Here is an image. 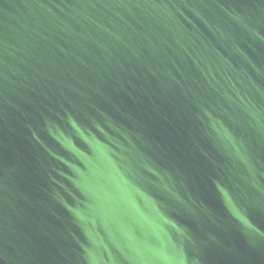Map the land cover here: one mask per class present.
I'll return each instance as SVG.
<instances>
[{"label": "water", "instance_id": "95a60500", "mask_svg": "<svg viewBox=\"0 0 264 264\" xmlns=\"http://www.w3.org/2000/svg\"><path fill=\"white\" fill-rule=\"evenodd\" d=\"M262 232L264 0H0V264H264Z\"/></svg>", "mask_w": 264, "mask_h": 264}, {"label": "snow or ice", "instance_id": "6c2138e0", "mask_svg": "<svg viewBox=\"0 0 264 264\" xmlns=\"http://www.w3.org/2000/svg\"><path fill=\"white\" fill-rule=\"evenodd\" d=\"M222 7V5H221ZM224 11L226 12L227 15L231 16L232 12L229 11L227 8L224 9ZM198 14V13H197ZM201 19H203V17H201ZM72 126L73 127H78L77 123L75 121L72 122ZM69 147H71L74 151L79 152L80 150L78 148H76L73 144H71V142L69 143ZM81 155H83V153H81ZM143 195V193H141ZM261 235H264V232L260 233Z\"/></svg>", "mask_w": 264, "mask_h": 264}]
</instances>
